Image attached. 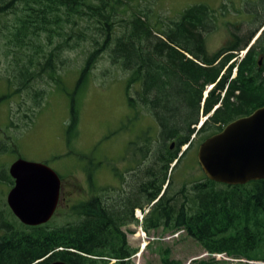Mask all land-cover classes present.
I'll return each instance as SVG.
<instances>
[{
    "label": "trees",
    "instance_id": "1",
    "mask_svg": "<svg viewBox=\"0 0 264 264\" xmlns=\"http://www.w3.org/2000/svg\"><path fill=\"white\" fill-rule=\"evenodd\" d=\"M257 2L254 12L260 20L249 35L243 39L235 34L209 54L204 35L216 28V14L203 3L186 7L178 19L151 23L144 13L116 20L109 0H0V61L12 93L23 103L25 96L31 100L23 112L26 127L46 95L45 86L34 83L61 82L60 49L70 36L60 39L67 32L65 26L72 30L85 19L104 32L103 41L88 54L74 92L83 86L96 55L107 47L111 60L130 70L128 84L139 83L138 103L151 110L161 132L157 161L143 171L140 206L152 204L141 224L146 232L160 226L184 229L207 253L188 264H264V179L228 185L205 177L192 184L188 194L181 190L179 202L160 192L161 183L169 181L168 166L182 159L178 156L181 146L191 142V126L197 123L206 86L213 84L202 100L204 114L214 104L219 106L202 122L201 140L264 104V27L244 56L222 70L263 26L264 0ZM115 23L122 24L123 30L109 45ZM224 49L230 53L215 63ZM77 121L72 94L70 136ZM0 183L13 185L6 169L0 171ZM132 211L124 201L108 205L102 194L70 206L71 217L63 223L50 219L30 226L19 222L9 208H0V264H50L57 259L72 264H132L137 248L129 244L123 229L132 220L137 222ZM213 253L236 260L216 259ZM159 260V264H183L167 248Z\"/></svg>",
    "mask_w": 264,
    "mask_h": 264
},
{
    "label": "rangeland",
    "instance_id": "2",
    "mask_svg": "<svg viewBox=\"0 0 264 264\" xmlns=\"http://www.w3.org/2000/svg\"><path fill=\"white\" fill-rule=\"evenodd\" d=\"M109 1L114 4L113 16L116 20L128 19L133 13H144L151 23H166L178 19L186 7L194 4L207 5L213 9L211 12H216V28L204 35L209 53L232 40L235 34L245 39L260 20L254 12L259 5L257 0ZM65 29L67 32L60 39L67 38V34L70 36L66 46L60 49L64 61L58 68L61 82L47 85L38 80L34 83L36 87L45 86L46 95L28 127L24 126L23 112L31 100L25 96L23 103L20 97L12 93V86L3 74L4 66L0 61V171L6 169L8 172L10 163L17 158L44 162L54 169L61 178L58 206L51 218L52 223L56 224L71 217L70 206L86 202L93 196L103 194L107 198L111 194L114 202H117L119 175L125 165V149L127 159L132 160L135 157L140 160L141 167L138 172H142L140 179L143 181V171L151 168V163L157 161L161 134L151 110L136 101L137 97L139 99V83L128 84L132 77L130 70L120 62L114 63L111 60L108 47L96 55L83 86L74 92L88 54L100 45L105 35L98 30L97 24L85 19H80L72 30L67 26ZM122 30V24H114L109 45ZM95 40L99 42L95 43ZM241 53L243 57L245 49L237 52V58ZM207 89L206 86L202 92V100ZM72 94L78 121L70 136L67 124ZM136 94V99L128 96L135 98ZM128 103L135 105L133 111L136 119L131 117ZM200 108L195 129L200 128L199 123L207 117L200 112ZM198 141H202L200 137ZM186 147L181 146L182 152L178 153L182 159L175 162L174 167L173 162L168 166V184L167 178L161 183L160 192L165 191L167 195L177 198L178 202L181 198L178 193L183 191L182 186L185 183L186 186H191L204 176L199 164L194 161V154ZM133 168L128 167V180L134 177L131 173ZM10 187V184L0 183V208H9L6 194ZM184 192L188 194L186 189L183 194ZM150 204L142 207L143 217ZM143 217L123 226L129 244L138 251L131 257L132 264H159L160 254L166 248L169 249L171 257L179 259L183 264L193 258L207 257L199 243L185 232L175 235L161 226L149 232L142 230L140 223Z\"/></svg>",
    "mask_w": 264,
    "mask_h": 264
},
{
    "label": "water",
    "instance_id": "3",
    "mask_svg": "<svg viewBox=\"0 0 264 264\" xmlns=\"http://www.w3.org/2000/svg\"><path fill=\"white\" fill-rule=\"evenodd\" d=\"M196 156L204 175L215 182L236 185L264 179V104L205 137ZM8 173L13 185L6 194V203L12 214L24 225L49 221L60 195L61 179L56 171L44 162L17 158L10 163ZM50 264L72 263L57 259Z\"/></svg>",
    "mask_w": 264,
    "mask_h": 264
},
{
    "label": "flooded vegetation",
    "instance_id": "4",
    "mask_svg": "<svg viewBox=\"0 0 264 264\" xmlns=\"http://www.w3.org/2000/svg\"><path fill=\"white\" fill-rule=\"evenodd\" d=\"M215 14H216V12H215ZM219 49L220 48H218L217 50H215L214 52L209 53V54H213V53L217 52ZM232 52L235 53L236 51H232ZM229 53H230L229 49L221 50V53L219 54L218 58H216L215 63L220 61L221 58H223V56H226ZM237 55L238 54H235V56L232 57L227 64L229 65V63L236 62ZM228 65L224 66L222 68V70H225ZM234 75H235V73H233V71H232L231 77H233ZM137 91H139V89H137ZM128 96L130 98H132V99H136L137 94H136L135 98H133L130 95H128ZM139 99H140V96H139ZM139 99L137 97L136 101L139 102ZM127 101H128V99H127ZM128 105H129V108H130V111H131V117H134L136 119V116H135L136 113L133 111V109H135V107H134L135 105L132 106V104H130V103H128ZM215 105L218 106L219 103L214 104V106ZM214 106H213V108H214ZM213 108L210 109V111L207 113L208 115H210V112L212 113V111L214 110ZM136 110H137V108H136ZM200 112L204 113L203 106H201ZM135 124H137V122H135ZM195 125L196 124H193L191 126L193 128V132H192V136H191V140H190L191 142L188 145V151H190V152H192L194 154V161L196 163L197 162V156H196L197 155V147L199 145L198 139L203 134V131H201V127L195 129ZM124 152H125V155H124L125 156V165H124V168H123V170L121 171V173L119 175V181H118L119 182V186H118V189H117L118 192H119V197H118L117 201H120V202L124 201V203H126V205L129 208L131 207L133 209L132 215H133V217H135V209L136 208H141L140 203H141V200H142V192L141 191H142L143 182L140 179V178H142V172H138V170H139L138 168H140L141 165L139 164L140 160L138 158L133 157L132 160H129V159L126 158V156H127L126 155V149L124 150ZM175 164L176 163H173V167L175 166ZM128 167H132V168L134 167L132 172H131L134 175V177L129 179V180H128V177L126 176L127 173L130 174L129 171H128L129 170ZM123 172H124V175L122 176L121 174ZM204 179H205V175L199 181H203ZM189 186H186V183H185L182 186V190L185 191V189H186L187 192L189 193V190H190ZM107 196L108 197L106 198V201H107L108 205H111L112 203H115L114 202V197H112L111 194L110 195L108 194ZM133 222H134V220H132L131 222L127 223V225L131 224Z\"/></svg>",
    "mask_w": 264,
    "mask_h": 264
},
{
    "label": "bare ground",
    "instance_id": "5",
    "mask_svg": "<svg viewBox=\"0 0 264 264\" xmlns=\"http://www.w3.org/2000/svg\"><path fill=\"white\" fill-rule=\"evenodd\" d=\"M263 27H264V25L262 26V28H263ZM262 28H261V29H262ZM247 46H248V45H247ZM247 46H246V47H247ZM247 50H248V47L245 48V52H246ZM227 65H228V64H227ZM226 68H227V67H226ZM226 70H227V69H226ZM217 80H218V79H217ZM209 86H210V85H209ZM206 96H207V95H206ZM218 106H219V105H218ZM216 107H217V106H216ZM203 108H204V107H203ZM197 113H198V112H197ZM202 114H203V113H202ZM207 116H209V115L207 114ZM167 139H168V138H167ZM174 142H175V141H174ZM170 145H171V144H170ZM182 146H183V145H182ZM186 148H187V147H186ZM141 211H142V210H141Z\"/></svg>",
    "mask_w": 264,
    "mask_h": 264
},
{
    "label": "built area",
    "instance_id": "6",
    "mask_svg": "<svg viewBox=\"0 0 264 264\" xmlns=\"http://www.w3.org/2000/svg\"><path fill=\"white\" fill-rule=\"evenodd\" d=\"M139 213H140V210L139 209H136V214L139 215Z\"/></svg>",
    "mask_w": 264,
    "mask_h": 264
}]
</instances>
